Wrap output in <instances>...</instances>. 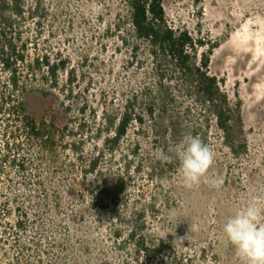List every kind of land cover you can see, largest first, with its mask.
Segmentation results:
<instances>
[{
	"label": "rangeland",
	"instance_id": "rangeland-1",
	"mask_svg": "<svg viewBox=\"0 0 264 264\" xmlns=\"http://www.w3.org/2000/svg\"><path fill=\"white\" fill-rule=\"evenodd\" d=\"M34 2L23 21L27 61L65 67L25 79L24 107L53 143L41 148L0 120V264H241L223 226L264 188V0H163L173 28L218 43L198 57L209 54V73L240 110L228 135L195 109L175 141L158 113L109 139L126 100L155 83L152 62L122 42L131 29L126 0ZM186 135L213 149L209 175L220 188L188 189L178 161L155 158ZM103 188L115 190L97 199Z\"/></svg>",
	"mask_w": 264,
	"mask_h": 264
},
{
	"label": "trees",
	"instance_id": "trees-1",
	"mask_svg": "<svg viewBox=\"0 0 264 264\" xmlns=\"http://www.w3.org/2000/svg\"><path fill=\"white\" fill-rule=\"evenodd\" d=\"M28 3L29 0H0V120L17 124L26 138L41 143L42 148L47 147L48 142L53 143V136L49 130L41 129L24 107L25 79L29 77L28 71L40 70L43 66L48 69L50 77H55L57 70L64 68L65 64L60 66L39 57L27 61L28 39L23 38V21ZM34 3L35 9L40 0ZM126 3L130 9L131 29L127 30L122 42L134 59L137 60L142 52L143 58L152 62L155 83L144 86L139 94L126 100L124 111L115 125V136L109 139L118 141L133 122L143 124L146 116L154 120L158 113L167 130L165 137L170 135L172 140H178L184 116L188 114L190 119L193 118L195 109H199L205 125L214 117L217 126L229 135L235 114L240 121V110H235L217 77L209 73V54L202 53L198 57L199 47L209 46L211 52L218 43L209 42L208 45L187 30L173 28L163 0H126ZM33 15L35 12H31V17ZM179 96L190 102L179 101ZM193 134L197 135V132ZM230 147L233 149V145ZM14 161L16 158L11 160ZM121 184L123 179L118 178L114 187L120 189ZM110 190L115 189L103 188L96 198L103 200L104 193ZM23 221L22 217L15 228L22 229ZM134 234L131 235L134 237Z\"/></svg>",
	"mask_w": 264,
	"mask_h": 264
},
{
	"label": "clouds",
	"instance_id": "clouds-1",
	"mask_svg": "<svg viewBox=\"0 0 264 264\" xmlns=\"http://www.w3.org/2000/svg\"><path fill=\"white\" fill-rule=\"evenodd\" d=\"M154 156L166 163L178 161L180 177L188 189L198 187L202 182L217 189L222 186L219 177L209 175L215 153L199 136L186 135L179 142L169 143L166 151L157 149ZM198 227L190 223V232L197 231ZM223 234L241 264H264V188L255 189L235 210L225 222Z\"/></svg>",
	"mask_w": 264,
	"mask_h": 264
}]
</instances>
